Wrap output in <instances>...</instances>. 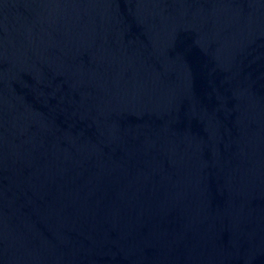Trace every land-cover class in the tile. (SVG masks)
<instances>
[{
  "label": "water",
  "instance_id": "obj_1",
  "mask_svg": "<svg viewBox=\"0 0 264 264\" xmlns=\"http://www.w3.org/2000/svg\"><path fill=\"white\" fill-rule=\"evenodd\" d=\"M144 0H0V211L86 72Z\"/></svg>",
  "mask_w": 264,
  "mask_h": 264
}]
</instances>
